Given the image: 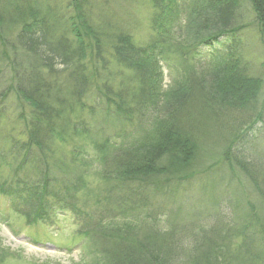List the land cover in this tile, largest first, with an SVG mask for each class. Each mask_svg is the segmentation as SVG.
<instances>
[{
	"label": "trees",
	"instance_id": "1",
	"mask_svg": "<svg viewBox=\"0 0 264 264\" xmlns=\"http://www.w3.org/2000/svg\"><path fill=\"white\" fill-rule=\"evenodd\" d=\"M151 3V36L141 44L113 0H0V121L7 118L0 165L8 167L0 192L21 205L30 226L50 217L54 199L61 212L89 220L85 234L103 240L100 254L110 264H264V64L253 70L236 35L248 12L264 47V0ZM174 36L184 76L163 88L160 63ZM215 44L220 51H201ZM9 100L14 106L6 107ZM210 125L223 138L219 146L207 141ZM253 129L255 139L243 146ZM80 138L100 153L102 172L77 204L69 195L88 174L77 158L86 152ZM67 141L68 150L56 148ZM214 156L231 169L225 180L240 193L232 201H211L218 188L233 187L210 177ZM197 168L217 211L176 229L181 213L167 216L156 198H174L173 184L189 182ZM129 207L137 210L131 218ZM178 231L189 234L187 243Z\"/></svg>",
	"mask_w": 264,
	"mask_h": 264
},
{
	"label": "rangeland",
	"instance_id": "2",
	"mask_svg": "<svg viewBox=\"0 0 264 264\" xmlns=\"http://www.w3.org/2000/svg\"><path fill=\"white\" fill-rule=\"evenodd\" d=\"M113 1L119 6L116 12L119 14L121 23L125 24L127 27L129 22H131L129 31L133 35L134 40L141 44L146 42L151 36L149 20L153 13L151 0ZM183 17L184 15H181L182 20ZM252 17V15L246 12V17L241 23L244 25L246 24V26L244 29L237 32L236 35H239L241 40H243L246 56L251 62H254L253 70L261 72L264 64V47L261 45L258 38L257 29L251 24ZM183 21L180 25L184 24ZM177 39V36L170 37L168 40L169 45L166 48V56H164L166 62L160 63L164 74L162 80L163 88L171 84L172 77L180 79L181 76H184L183 72H180V69L184 68L179 65V62L183 63L185 61L180 58L176 50V43L178 44ZM184 40L186 39H181L180 42L182 43ZM211 49L220 51L221 47L219 44H215L213 48L204 46L201 51L203 54H208ZM189 64L190 63L187 62L183 65L188 67ZM0 77L3 80L6 74L4 73V75H0ZM85 99L88 101L89 97L87 96ZM10 106H14L12 100L6 103V107ZM155 116L156 118H160L161 114L157 113ZM5 122H7V118L0 121V125L2 126ZM248 125H244L243 129L245 127L247 128ZM253 126H259V124L256 123ZM207 130L208 137H210V140L207 141L214 142L216 146H219L223 139L220 132L212 125H210ZM1 136H3V134L0 130V147L2 143ZM255 136L256 129H253L250 131L249 136L245 138L243 146L252 143ZM80 142L84 143L86 152L81 151L80 155L77 154V158L87 165L88 174L85 178V184L69 195L70 201L74 200L77 204L82 202L81 199L87 187H93L101 183L102 172V165L98 161L100 153L90 144V140L88 141L87 139L80 138L77 144L79 145ZM262 142H258L255 145V151L263 147ZM70 143L71 142L68 141L64 142L65 148L61 147L59 145L60 143H56L55 146L64 151L72 146ZM7 145V143L3 142L4 147ZM222 146L224 145L222 144ZM209 161L210 159L202 158L200 159V164L207 165ZM211 163L213 171L210 177L217 181L222 179L225 181L223 183L230 182V185L233 186L232 188L223 186L221 189L218 188V190L210 196L212 199L211 201L221 202L230 197L231 194H233V197L239 196L240 193L234 189L236 184L234 185L232 181L225 180V176L231 174L229 165L223 161L221 162V157L219 156H214ZM6 164L7 161H5L4 165H0V181L8 173ZM202 171V169L197 168V174L194 175V178L189 182L181 181L176 185L173 184L177 187V193L174 198L165 195L166 193H159L161 195L156 198L155 205L159 208L164 206L167 211V216L172 212V215L174 214L175 216L181 213V217L176 216L178 223L175 225L176 229L194 221L198 225L204 223L208 219L204 217V215H207V213L212 214L214 211H217V208L214 209L213 206L210 204L208 205L205 201L208 196L206 197L205 192L201 189L205 184V175L202 174ZM225 185L228 184H224V186ZM229 199L232 201L231 197ZM51 201L49 202L50 217L46 219L45 222H40L36 226H30L26 223L20 211L21 209H19L21 205L10 202L0 192V264H110L111 257L106 254H100V251L103 250V240H99L96 236L91 237L90 234H85L88 229L86 224H88L89 220L82 219L72 212H61L59 203L56 199ZM87 203L88 201H86L85 205ZM226 206L227 204H220L218 209L228 213L230 210ZM92 208L93 204L90 203V205L87 206V210L93 211ZM136 211V208L129 207V210L125 214H129L131 218V213L135 212L137 214ZM111 214L118 216V213L115 211ZM166 215L164 212L163 214L157 213V217L163 229L167 226ZM122 218L123 217H120V219ZM179 232L181 231L176 232L175 235L179 236L184 243H187L190 239L189 234H180ZM97 253H99V258H97Z\"/></svg>",
	"mask_w": 264,
	"mask_h": 264
}]
</instances>
